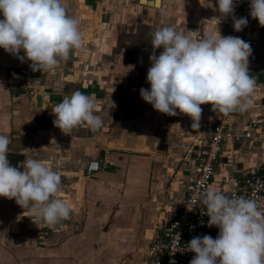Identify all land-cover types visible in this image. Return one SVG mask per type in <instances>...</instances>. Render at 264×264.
Returning <instances> with one entry per match:
<instances>
[{
  "label": "crops",
  "instance_id": "crops-1",
  "mask_svg": "<svg viewBox=\"0 0 264 264\" xmlns=\"http://www.w3.org/2000/svg\"><path fill=\"white\" fill-rule=\"evenodd\" d=\"M64 2L84 38L67 61L29 75L17 56L0 48V135L10 140L11 166L23 170V161L34 159L61 176L53 198L70 206V218L48 226L14 199L0 197V264H132L178 215L206 130L217 119L211 104L201 105L200 126L193 129L179 110L168 116L142 100L141 88L150 89V56L162 51L152 48L153 33L175 25L185 33L237 37L239 13L214 20L220 13L211 0H160L159 7L155 0H147L152 7L141 0ZM248 66L256 82L253 105L232 113L230 123L249 138L223 143L209 185L214 190L222 180L264 172L262 45ZM75 91L93 98L100 129L82 125L64 134L54 126L52 109ZM35 95L41 96L38 110L32 107ZM91 160L99 170L86 175Z\"/></svg>",
  "mask_w": 264,
  "mask_h": 264
},
{
  "label": "clouds",
  "instance_id": "clouds-1",
  "mask_svg": "<svg viewBox=\"0 0 264 264\" xmlns=\"http://www.w3.org/2000/svg\"><path fill=\"white\" fill-rule=\"evenodd\" d=\"M217 4L220 17L214 20L234 14V0ZM250 15L264 26V0H250ZM0 16V48L21 62L30 61L33 72L54 70L70 52L83 47L80 21L68 14L64 0H0ZM246 25V18H234L235 31ZM151 43L162 51L150 56L146 79L150 89L141 88L140 96L157 112L176 116L179 110L198 129L201 105L211 104L213 112L226 117L252 107L256 82L249 75L248 42L219 31L200 35L169 25L157 29ZM94 110L93 98L75 91L54 106L53 124L64 134L82 125L96 131L103 122ZM9 145V138L0 135V197L14 199L48 226L69 219L70 206L53 198L61 176L34 159L23 161V170L11 166ZM197 204L206 208L208 225L217 227L219 234L215 239L208 235L191 239L188 249L195 255L190 264H264V209L256 198L230 197L207 187L189 201L190 207Z\"/></svg>",
  "mask_w": 264,
  "mask_h": 264
},
{
  "label": "built area",
  "instance_id": "built-area-1",
  "mask_svg": "<svg viewBox=\"0 0 264 264\" xmlns=\"http://www.w3.org/2000/svg\"><path fill=\"white\" fill-rule=\"evenodd\" d=\"M217 2V0H211ZM234 10L239 13V18H246L247 25L241 31V39L248 42L252 52L260 45L264 47V26L250 15V0H234ZM21 56L23 52L19 53ZM30 61H23L25 73L33 75ZM230 116L217 113L216 121L206 130V141L202 152L197 156L196 173L185 189V195L180 203L178 215L165 222L161 234L151 242L147 248L138 255L132 264H190L194 253L189 251L188 244L194 237L211 236L215 239L219 229L209 227V217L206 208L197 204L190 207L189 201L197 190L209 187L214 175L215 164L222 158V145L226 140L238 142L249 138L248 133L236 134L231 128ZM99 170L96 160L88 161L85 167L86 175H92ZM228 196L254 197L258 200L260 208L264 199V178L258 175L235 179L232 182L221 181L215 189ZM43 229H46V225Z\"/></svg>",
  "mask_w": 264,
  "mask_h": 264
},
{
  "label": "water",
  "instance_id": "water-1",
  "mask_svg": "<svg viewBox=\"0 0 264 264\" xmlns=\"http://www.w3.org/2000/svg\"><path fill=\"white\" fill-rule=\"evenodd\" d=\"M137 2L140 4V0H137ZM149 2H147V4H140V5H146V7H152L148 5ZM40 101H41V96L40 95H35L34 96V102H33V109L34 110H38L40 108Z\"/></svg>",
  "mask_w": 264,
  "mask_h": 264
},
{
  "label": "bare ground",
  "instance_id": "bare-ground-1",
  "mask_svg": "<svg viewBox=\"0 0 264 264\" xmlns=\"http://www.w3.org/2000/svg\"><path fill=\"white\" fill-rule=\"evenodd\" d=\"M141 3L142 4H146L147 3V0H141ZM156 7H159V5H160V0H155V2L153 3ZM150 5H152L151 3H150ZM153 5V6H154Z\"/></svg>",
  "mask_w": 264,
  "mask_h": 264
},
{
  "label": "rangeland",
  "instance_id": "rangeland-1",
  "mask_svg": "<svg viewBox=\"0 0 264 264\" xmlns=\"http://www.w3.org/2000/svg\"><path fill=\"white\" fill-rule=\"evenodd\" d=\"M108 35H109V34H108ZM119 35H121V34H119ZM237 37H240V38H241V32H240V35H238ZM19 56H21V55L19 54ZM19 61H20V60H19ZM20 63H22V62L20 61ZM28 83L31 84V81L29 80ZM27 91L29 92V90H27Z\"/></svg>",
  "mask_w": 264,
  "mask_h": 264
},
{
  "label": "trees",
  "instance_id": "trees-1",
  "mask_svg": "<svg viewBox=\"0 0 264 264\" xmlns=\"http://www.w3.org/2000/svg\"><path fill=\"white\" fill-rule=\"evenodd\" d=\"M255 175H258L264 178V172H259L258 174H255Z\"/></svg>",
  "mask_w": 264,
  "mask_h": 264
}]
</instances>
